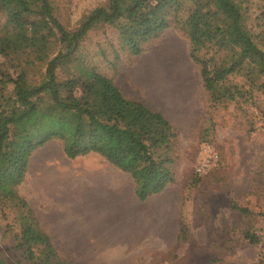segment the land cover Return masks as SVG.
Masks as SVG:
<instances>
[{
	"label": "rangeland",
	"instance_id": "374dc122",
	"mask_svg": "<svg viewBox=\"0 0 264 264\" xmlns=\"http://www.w3.org/2000/svg\"><path fill=\"white\" fill-rule=\"evenodd\" d=\"M68 30L107 0H52ZM245 27L264 50V0H243ZM178 14L182 22L188 13ZM5 16L0 12V29ZM176 21L143 44L138 55L121 48L110 25L90 29L77 56L110 77L128 98L161 112L174 126L173 181L139 200L131 176L97 153L68 158L52 139L29 157L21 181L0 156V255L28 264L17 247L18 210L1 196L14 190L50 237L58 258L73 264H264V93L213 107L202 86L189 41ZM255 59L254 56L249 55ZM10 71L9 62H0ZM6 64V65H5ZM41 67L28 73L40 79ZM61 77L63 74L59 72ZM240 83V77L234 78ZM7 95L11 85L2 87ZM18 124L8 142H20ZM235 205L246 209L240 210ZM250 232L257 243L246 239Z\"/></svg>",
	"mask_w": 264,
	"mask_h": 264
},
{
	"label": "trees",
	"instance_id": "16d2710c",
	"mask_svg": "<svg viewBox=\"0 0 264 264\" xmlns=\"http://www.w3.org/2000/svg\"><path fill=\"white\" fill-rule=\"evenodd\" d=\"M187 2L180 22L177 16ZM245 7L243 0H107L68 30L55 16L52 0H0L5 16L0 57L13 65L9 72L0 62V156L6 148L8 175L17 173L13 183L21 181L32 152L57 139L68 158L93 152L127 172L139 200L164 190L173 181L174 126L161 112L126 97L110 77L77 56L78 46L90 29L107 24L118 32L121 48L138 55L145 42L176 21L187 34L209 104L244 101L254 91L264 93V50L258 35L245 27ZM35 67L43 68L40 79L30 81ZM7 84L11 89L4 95ZM12 124L24 135L21 143L7 145ZM1 198L17 207L16 245L28 264H73L58 258L22 197L9 190ZM245 237L258 242L250 232ZM0 264H7L1 255Z\"/></svg>",
	"mask_w": 264,
	"mask_h": 264
},
{
	"label": "crops",
	"instance_id": "0c3cea01",
	"mask_svg": "<svg viewBox=\"0 0 264 264\" xmlns=\"http://www.w3.org/2000/svg\"><path fill=\"white\" fill-rule=\"evenodd\" d=\"M108 162V161H107ZM109 163V162H108ZM110 164V163H109ZM112 165V164H111ZM113 166V165H112ZM113 167H115V166H113ZM116 168V167H115Z\"/></svg>",
	"mask_w": 264,
	"mask_h": 264
}]
</instances>
